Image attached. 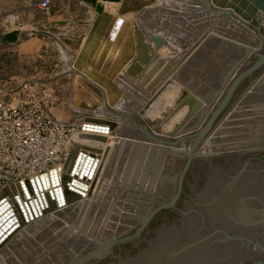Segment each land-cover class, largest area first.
Segmentation results:
<instances>
[{"label": "rangeland", "instance_id": "rangeland-1", "mask_svg": "<svg viewBox=\"0 0 264 264\" xmlns=\"http://www.w3.org/2000/svg\"><path fill=\"white\" fill-rule=\"evenodd\" d=\"M198 1L199 3L204 2L203 0H155L149 4L152 5L151 9H183L186 4L190 6L192 2L193 9H201L200 7L203 5H200ZM165 2L167 3L163 4ZM70 6L71 9H79L73 2ZM117 6L118 4L114 3L107 7L116 9ZM0 9H8V7L0 6ZM18 9L21 12L26 10L30 13H27L28 15L23 18L20 17L13 26L14 29L20 31L19 39L14 43L4 42V33L9 32L10 28L0 29L1 96H8L26 81L45 85L57 73L63 72L65 60L70 56L67 49L64 53L61 48L63 44L54 36L49 38V54L45 55V45L30 54L20 53L17 50L19 45L31 38H44L43 43H45V18L47 15L27 8L20 0H18ZM52 9H58V7ZM121 18L128 20L123 16ZM199 18L200 16L195 13V20ZM234 20L236 19L233 17H226L225 30L229 35L220 34L226 40L223 45L222 41L215 45L217 42L215 38L205 39L201 53L203 54L202 62L198 61V55H201L199 49L203 46L201 47L199 41L200 31L197 26L194 28L193 37L195 47L190 54L187 53L185 45L182 47L167 44L163 45L161 49H156L155 51L163 57L164 61L169 62L172 59L171 68L177 67L176 71L173 70L169 73L171 75H166L154 85L153 82L156 81L157 77L154 72H151L152 74L145 78L146 80L137 77L145 84L146 88L139 95L133 92L124 94V98L120 101L128 100V104H125L127 109L124 112L117 110L122 104L120 102L115 105L117 106V109H114L116 112L110 110L106 113V111H102L101 115L110 114L112 118L117 117L119 120V126L111 135L113 141L115 137L116 139L117 137L122 140L123 138L127 139L123 142L119 141L120 145L112 150L114 162L111 166L112 174L110 173V178L108 177L109 180L114 179L113 185L116 186L114 190L117 188L116 192L119 189L117 191L119 195L117 192L116 194L109 192L101 201L92 202L90 206L85 208L81 207L80 211L79 209L76 212L66 210L63 214L61 213L62 215H53L50 233L60 235L62 243L57 244V248L56 244L55 246L51 243V245L46 244L45 250L47 252L49 249L53 250L55 255L57 253L62 254L64 256L62 264H74L110 241H117L133 235L159 207L137 234L115 242L102 257L88 264H128V261L132 264H139L137 263L138 260L141 261V264H145L150 256L151 242L154 239L157 241V234H161L162 228H166V225L174 228L175 243L171 253L162 249L161 264H252L253 260L264 257V197L258 198L254 205L249 202V199L241 198L239 202L244 208H237L232 214H225L220 220L206 216V206L202 200V194L210 182L209 177L216 169L222 171V175L226 178V185H233L239 173L248 174L254 169L256 175L264 181V156L262 157V153L253 160L251 159L254 154L252 150L256 149L255 147H233L237 142L249 141L250 136L255 133L260 132L261 136H259L263 138L264 64L237 84L229 103L218 115L212 129L205 136V141L201 143L202 149L199 148L195 151L197 156L189 165L178 192L181 173L188 159L187 154L191 150V143L186 144L182 138L191 136L194 140L201 131L207 128L212 115L230 93L237 77L264 55V40L258 32L250 26H242L240 31L239 28H236L237 24L235 27L232 26L233 23H229V21ZM128 23L130 22L128 21ZM132 26L135 29L137 24ZM53 31L56 32V29L51 30V32ZM239 35H241L242 41L238 40ZM232 42L237 44L234 46ZM67 54H69L68 57ZM191 60L194 61V68L192 69L188 67ZM178 61L179 65H177ZM202 63L203 69L202 67L198 70L195 69ZM155 64H151L148 70H152V66ZM190 75L196 76L197 79L191 80ZM170 78L173 80L171 84L169 83ZM188 80L190 87L192 89L194 87L197 92L190 90L191 88L185 85ZM162 85H165L163 89ZM184 91L192 92L201 98L206 103L207 108L190 118L188 122H184L182 128L172 134L176 125L182 123L190 108V104L181 106L179 103ZM96 101L102 105L101 100L96 98ZM238 112H242L244 115L236 116L235 114ZM256 125L259 128L252 129ZM221 126L225 131L224 133L220 131ZM218 134L228 140L212 142L211 138ZM166 135H170L171 139H168ZM223 143L230 144L226 145L225 148H212L213 145L216 147V145ZM208 147L210 148L208 149ZM261 147L264 146H259L258 150ZM233 152L235 155H230ZM203 154L210 157L205 158ZM201 155L204 157H200ZM137 158L139 159L137 160ZM130 159H133L135 163L132 164V167L130 165L127 167ZM219 162V165L216 164ZM127 168L128 176L125 182L122 183L121 179L115 180L114 175L116 173L119 176L123 175ZM99 177H101L100 174ZM135 187L141 188L136 190ZM228 188L230 187L221 188V192L227 193ZM257 193L261 192L258 190ZM113 197L116 198V202H119L113 206L116 210L114 221L121 223L122 227L120 228L122 229L114 228L115 230H112L114 235L103 238L104 240L100 244L90 243L78 237L74 239L70 237L72 235L71 228L74 230L79 225L83 224L84 226L86 222L92 221L90 219L97 220V224H100L110 205H112L110 201ZM122 197L124 198L121 199ZM169 203L171 204L163 206ZM117 207L122 208L119 210ZM193 219L194 222L191 221ZM38 228L37 225L31 230H25L27 231L25 234L44 236L47 233V231ZM97 232L98 230L95 231V233ZM83 233L85 232L82 231ZM23 235L21 237H24ZM45 240L44 237L43 241ZM33 248L35 249L34 246ZM48 264H55L53 257L50 258Z\"/></svg>", "mask_w": 264, "mask_h": 264}, {"label": "water", "instance_id": "water-1", "mask_svg": "<svg viewBox=\"0 0 264 264\" xmlns=\"http://www.w3.org/2000/svg\"><path fill=\"white\" fill-rule=\"evenodd\" d=\"M81 1L85 5L91 6L92 9L96 11V15L93 19V24L89 31L87 39L85 40L79 53L72 61L71 69L67 71V74L81 75V78H83L89 84V86L92 89H94L95 93L99 94L102 97H106L105 94L107 93L109 97L107 98V102L104 105L105 108L104 110L106 111V113L107 111L110 110L116 112L113 109V106L119 103L121 98H124L123 97L124 91L118 87L117 83L115 82V77L113 78L112 73H109L107 75V68L109 65L108 60L110 58V54H111L110 52L111 50H113L109 43L113 41V38L116 36L121 25L122 24L125 25V21L120 16L106 11V2L119 4L120 5L119 14H124L130 11V9H144L145 7L151 4V1H155V0H81ZM203 1L204 2L202 3H199L198 1L200 5H203L202 7H200L201 9H212L220 12L223 16H226L228 18L233 17L242 26L252 27L256 32H258V34L264 40V0H203ZM130 2L133 3V6L129 5ZM19 34H20L19 30H13L11 32H8L3 36V41L8 43H14L19 39ZM152 41L154 43V47L149 42H144L142 44L140 43L139 46L133 44L129 46L126 55L123 57L122 61L120 62L119 70L121 71L123 68L127 66L126 74L133 75L134 77L139 75L138 77L142 78L143 80H146L145 78L150 76V74H152L151 72H154V74H156L157 76L156 81L153 82L154 85L155 83L160 82L161 79H163L166 75H171L169 73L171 70L172 59L169 62H165L163 57H161V55L155 51L156 49H160L163 45L168 44L165 38L161 36H156L153 38ZM137 51L139 53V56L134 59ZM151 64H155V65L152 67V70L150 69L151 70L150 71L148 69ZM263 64H264V55L261 56V58L257 60L247 71H245L243 74L237 77V79L235 80V82L231 87L230 93L228 94L224 102L221 104V106L218 108V110L212 115L211 121L209 122L205 130L201 131L194 140L193 137L191 136L182 138V140L184 139L186 144L191 143L190 145L191 150L190 153L187 154L188 159L181 173L178 192L184 181L189 165L191 164V162L195 160V156H197L195 154V151L201 148L200 146L201 143L205 141V136L212 129L216 118L225 108V106L229 103L237 84L246 76H248L251 72L261 67ZM101 69L102 72L100 73L99 71ZM135 70L136 71L138 70V72L135 73ZM122 77L125 78L129 83H131L134 80V78H128L125 76ZM116 80H120V79H116ZM169 80H170L169 83L171 84L172 81L171 79ZM113 92H115L114 95ZM179 103L181 106L185 104H190V108H189V112L185 116L182 123L176 125L172 134L176 133L180 128H182L184 122H188L190 118L196 116L197 113L207 108L206 103L201 98L197 97L196 95H194L192 92L189 91L182 92V95L179 99ZM92 111L93 110H90L86 115L84 120L86 122L83 125V128H80V131L77 132V135L81 137H89V138L105 141L107 138L101 135L100 132L101 129H104L102 125L107 127L109 126L111 128V131L113 132L115 128L119 126L120 124L119 120L117 117L112 118L110 114H106V116H103L101 114L98 115V113H92ZM142 113L144 112L142 111ZM221 130H222V126L220 131ZM74 140H75V145L71 150L69 159L71 160L76 158V160L74 163L72 162V164L69 165L68 173L64 177L63 186L59 185L54 169L50 171V173L52 174L51 183L54 185L55 189L50 190V193L47 194L46 196L43 195L45 199L46 208H49V202L52 206H55L54 192L58 195L57 199L61 206H65V204L67 203L64 198L63 190H65L67 199L69 201L77 200V198L84 195L83 190L86 188V186L83 185V182H81L80 179L83 180L84 177L92 178L93 175L92 172L94 168L93 166L95 165V162L97 161L98 158H96V154L92 152L88 147L81 146L77 142L75 137ZM211 141L219 142V139H217V137H212ZM247 146L255 147L256 149H258L259 146H264V140L239 143L234 145L233 147L240 148ZM216 148L217 147H214V149ZM262 148L264 147H261L260 149ZM234 153L235 152L230 153V155H233ZM216 164L219 165L220 162ZM46 174L47 173H44L40 176H36L34 178L28 179L27 181H24L17 185L0 187V245L17 228L22 226L25 221H28L26 211L23 205L21 204L20 198H24V193L27 194L28 199L31 198L30 193L32 196L33 195L39 196L38 188L42 189V187H49L51 183L48 178L46 177L44 178ZM7 201H9L10 204L14 205L12 207L13 208L12 211L8 209V205L6 203ZM36 201L38 208L42 207L43 210H45V206L41 203L40 196H39V200ZM170 204L171 203L163 206H167ZM32 205H33L32 200H30L28 203V207L30 211H33ZM157 210L153 213V215L157 212ZM143 226L131 236L137 234L143 228ZM131 236L122 238L117 241H110L105 245L101 246L100 248L96 249L95 251L91 252L90 254L84 256L74 264H88L94 262L100 257H102L115 242L124 240ZM252 264H264V257L253 260Z\"/></svg>", "mask_w": 264, "mask_h": 264}, {"label": "crops", "instance_id": "crops-1", "mask_svg": "<svg viewBox=\"0 0 264 264\" xmlns=\"http://www.w3.org/2000/svg\"><path fill=\"white\" fill-rule=\"evenodd\" d=\"M72 2L76 4L79 9H71L70 5ZM166 3L167 2L163 4ZM22 4L27 8H30L23 2ZM129 5L133 6V3L130 2ZM0 6L8 7V9H0V29L10 28L9 32L18 30L14 29L13 26H15L20 17L23 18L25 15L27 16L29 11H19L18 0H0ZM151 6L148 5L144 9H130V11L124 14H119V4L116 9H109L106 5V11L128 19H124L125 25H121L116 36L113 38V41L109 43L113 50L110 52L111 54L108 60L109 65L107 68V75L112 73L113 78L115 77V82L118 87L124 91V94L133 92L136 95H139L140 93H143L146 88L145 84L137 78L139 75L134 77L133 75L126 74L127 66L121 71L119 70L120 62L126 55L128 47L132 44L139 46L140 43L150 42L154 45L152 41L153 38L161 36L167 40L168 45H179L182 47L185 45L187 53L190 54L194 51V28L197 26L200 31L199 41L201 47L203 46L199 49V54H201L203 52V43L205 42V39L215 38L217 40L215 45H217L219 41H222L223 45V42L226 40L225 38H222L220 34L229 35L225 30V25L227 23L226 16H223L218 11L212 9H193L192 2L190 6L186 4L183 9H151ZM55 7H58V9H52ZM154 7L156 8V6ZM39 12L46 13L47 15V18H45V43H43L44 38L34 37L27 40L25 43H21L17 50L23 54H30L45 45V55H47L50 51L49 38L51 36L56 37L63 44L61 48L64 53H66L67 49L70 56L68 57L69 54L66 55L68 58L65 60L66 62L63 72L57 73L51 78V80L47 81L45 85L50 86L58 97L56 105L51 108L52 114L64 124L77 127L78 130H80V126L90 110H93L92 113H98V115H100L102 111L105 112L104 105L109 97L107 93L105 94L106 97H102L95 93L94 89H92L89 84L81 78V75L67 74V71L71 69L72 61L87 39L96 11L92 9L91 6L85 5L81 0H55L48 11ZM195 13L200 16L197 20H195ZM128 21L131 23V26ZM234 21H229V23H233L235 27L237 26L236 28L242 30V25L237 22V20ZM133 24H137L135 29L134 26H132ZM53 29H56V32H51ZM6 33H4V35ZM240 36L241 35L238 36V40L242 41ZM232 44L235 46L237 43L232 42ZM138 56L139 53L137 51L134 59ZM190 56L192 57V54ZM198 56V61L202 62L203 54ZM193 64L194 61L191 60L188 67L191 69L194 68ZM177 65H179V61ZM201 67L203 69V63L199 64V67H195V69L198 70ZM176 68L177 67L171 68L170 72ZM99 72L101 73L102 69ZM136 72H138V70H135V73ZM122 76L134 78V80L129 83ZM190 79L196 80L197 77L191 75ZM189 83L190 81L188 80L185 82V85L190 87ZM190 90L197 92L196 89L194 90V87ZM114 94L115 92H113V95ZM96 98L101 100L100 102H102V105L96 101ZM120 103H122L120 108L117 109V106H115L113 109L124 112L125 109H127L125 104H128V100Z\"/></svg>", "mask_w": 264, "mask_h": 264}, {"label": "bare ground", "instance_id": "bare-ground-1", "mask_svg": "<svg viewBox=\"0 0 264 264\" xmlns=\"http://www.w3.org/2000/svg\"><path fill=\"white\" fill-rule=\"evenodd\" d=\"M106 3H107V6H111L112 4H114V3H109V2H106ZM232 26H233V24H232ZM232 36H233V34H232ZM240 38H241V36H240ZM162 48H163V46H162ZM232 55H233V53H232ZM171 81H173V80H171ZM148 83H150V82H148ZM163 86L164 85H162V88H163ZM171 87H172V85H171ZM158 91H161V90H158ZM162 92H163V90H162ZM169 93H171V92L169 91ZM156 94H158V93H156ZM185 114H186V110H185ZM235 115L236 116H241V115H244V113L238 112ZM85 122L86 121H84L81 124L80 128H83V125L85 124ZM89 124H92V123H89ZM102 127L104 129H101L100 132H101V135H103V136H105L107 138L105 141H102V140H99V139H94V138H89V137H81V136L77 135V132H74V137L77 140V142L81 146L88 147L92 152H94L96 154V158H98L97 161L95 162V165L93 166L94 168H93V172H92V174H93L92 178L84 177L83 180L80 179V181L83 182V185L86 186V188L83 190L84 195H82L79 198H77V200H75L74 202H71V200L69 201L67 199L65 190H63L64 198H65V201L67 202L65 204V206H66L65 207V206H61L59 204L58 199H57L58 195L54 192L55 206H52L50 204V202H49V208H46L45 199H44L43 195L46 196L47 194L50 193V190H54L55 189L54 185L51 183L52 174L50 173L51 169H49L47 171V174L44 176V178L46 177V178H48L50 180V183H51L50 186L49 187H42V189L38 188V193H39V196H40V199H41V203L45 206V210H43L42 207L38 208L37 201H36V200H39V196L38 195H33L32 196L31 193H30L31 198L28 199L27 194L24 193V198H20V201H21V204L23 205V207H24V209L26 211V214H27V217H28V221H25L23 223V225H22L24 227L20 226L19 228H17L0 245V264H45V262H47V264H48L51 257H53V260L55 261V264H62V260L64 259V256L62 254H58L57 253V255H55V253H54L55 251L52 252L53 250L51 251L49 249V252H47L45 250V248H46L45 245L46 244L47 245L48 244L49 245L52 244L54 246L56 244V248H57V244H61L62 243L61 240H60V235L55 234V233H50L51 232L50 231V229H51L50 227L52 225L51 221L53 219L52 218L53 215H60L61 213L63 214L66 210L67 211L76 212L79 209V211H80L81 207L82 208L83 207L84 208L88 207V206H90L92 204V202L96 203L95 201H97V202L101 201V199H103L104 196L106 197L109 194V192L112 193V194L113 193L116 194V192L119 190L118 189L115 192V190L117 189L116 188L114 190V188L116 186L113 185V183H115V181H114V179L113 180L112 179L109 180L110 173L112 174L111 166L113 165V162H114V160H113L114 155L112 156V150L117 145L118 146L120 145L119 141L123 142V141H126L127 139L125 140L123 138V140H122L121 138L117 137V139H116V137H115L114 141H113V139L111 138V135H112L111 128L109 126L107 127V126H104V125H102ZM258 128H259V126H257V125L252 127V129H258ZM89 132H91V131H89ZM221 132L224 133L225 132L224 129H222ZM92 133H94V132H92ZM150 133H152V132H150ZM152 134L154 135L155 133H152ZM260 134L261 133L259 132V133H255L253 136H250L251 138H250L249 141L253 142V141H256V140H263V139H260V136H261ZM155 135H157V134H155ZM216 137H217V139H219V141H222L223 139H225V141L228 140L226 137H222L219 134ZM167 138L171 139V136L169 135V136H167ZM239 140H240V137H239ZM249 141H247V142H249ZM134 143L136 144V142H134ZM238 143H241V142H237L236 144H238ZM229 144L230 143H223V144H220V145H216V147H217L216 149L225 148V146L229 145ZM214 146L215 145L212 146L213 149H214ZM209 148L210 147H208V149ZM262 149H264V148H262ZM170 150H172V148H170ZM255 150L256 149L252 150V152H255ZM203 155H201L200 157H204L205 156V155L204 156ZM206 157H210V156H205V158ZM138 159L139 158H137V160ZM75 160H76V158L75 159H71V160L69 159L68 163L64 167L62 166V167H58V168L54 169V171L56 173L55 175L57 176V181L59 182V185L63 186L64 177L68 173L69 165H71L72 162L74 163ZM134 163H135L134 160L130 159L128 161V166L127 167H129V165H130V167H132V164H134ZM137 164L139 165V162ZM237 170H239V169H237ZM114 171H115V169H114ZM99 174H100L101 177H99ZM116 174L115 175L113 174L116 177L115 180L121 179L122 183H123V182H125V179L128 176V168L126 169V172H124L123 175L119 176L118 174L117 175ZM38 176H40V175H38ZM209 178H210L209 179L210 180L209 185L205 189V191L203 192L204 194H202L203 195L202 196V200L204 201V202L203 201L202 202L206 206V208H205L206 216L215 217L214 218L215 220H220L221 218L224 217L225 214H232L237 208H244L243 206L240 205V202H239V200L241 198L249 199V202L254 205L258 198L264 197V183H263L264 181L261 179V177H258L256 175V170L255 169L252 170L251 172H249L248 174L239 173L237 178H236V182H234L233 185H231V184H227L226 185L225 184V180H226L225 176L222 175V171H219L217 169L211 174V176ZM136 181H134V183H136ZM225 187H230V188H228L229 191H227V193L221 192V188H225ZM138 188H141V187H138ZM138 188H136V190ZM258 190L261 193H257ZM135 193H136V191H135ZM118 195H119V193H118ZM35 197H36V200H35ZM119 197H121V196H119ZM123 198L124 197H122L121 199H123ZM138 198H140V196ZM115 199L116 198L113 197V199L110 201V203H112V205H110V208L108 209V211L106 213V216L102 219L100 224H97V220L90 219L92 221L91 222H86L84 224V226H83V224L79 225L74 230H72V228H71L72 235L70 237L73 238V239L78 237V238L87 240L90 243H97V244H100L102 242V240H104L103 238H106V237L108 238L109 236L112 237V235H114V233H113L114 231H112V230L114 228L118 229V228L122 227L121 223H116L114 221V219H116L115 218L116 217V212H115L116 210H115V208L113 206L116 203L117 204L119 203L118 201L116 202ZM30 200H32V203H33V205H32L33 211H30V209L28 207V203H29ZM104 201H105V199H104ZM128 201H130V200H128ZM211 201H213V202L211 203ZM6 203L8 205V209L10 211H12V209H13L12 207L14 205L10 204L9 201H7ZM210 204H211V207H210ZM106 205H109V204H106ZM104 208H106V207H104ZM119 208H122V207H119ZM119 210H121V209H119ZM36 213H37V215H36ZM122 213H123V211H122ZM209 219H211V218H209ZM191 221L194 222L195 220L193 219ZM37 225L39 227L38 229H43L45 232L47 231V233L44 236H42V235L38 236V235H34V234H25V232H27L25 230H31V228H33V227H35ZM120 229H122V228H120ZM88 230H90V232H87ZM96 230H98L97 233H95ZM59 231H58V233H59ZM82 231L85 232V233L82 234ZM173 232H174V228H172L170 226L166 225V228L165 227L162 228L161 234L160 233L157 234V237H158V238H156L157 241L154 239L151 242L150 253H149L150 256H149L148 261H146L145 264H161V262H162L161 255L163 256L162 249H165V252H170V251L173 252V246H174V243H175V237L173 236ZM21 234L22 235L24 234L23 235L24 237H21L22 236ZM44 237L46 238L45 241H43ZM17 238H19V239H17ZM33 246L35 247V249L33 248ZM59 246H58V249H59ZM137 263L141 264V261L138 260ZM128 264H132V263H130V261H128Z\"/></svg>", "mask_w": 264, "mask_h": 264}, {"label": "built area", "instance_id": "built-area-1", "mask_svg": "<svg viewBox=\"0 0 264 264\" xmlns=\"http://www.w3.org/2000/svg\"><path fill=\"white\" fill-rule=\"evenodd\" d=\"M21 1L39 11H48L55 2ZM57 101L51 87L29 81L8 96L0 95V187L17 185L68 163L74 132L80 130L52 114Z\"/></svg>", "mask_w": 264, "mask_h": 264}, {"label": "flooded vegetation", "instance_id": "flooded-vegetation-1", "mask_svg": "<svg viewBox=\"0 0 264 264\" xmlns=\"http://www.w3.org/2000/svg\"><path fill=\"white\" fill-rule=\"evenodd\" d=\"M263 135V134H262ZM260 139H263L264 140V135H263V138H260ZM254 154H253V157H251V159H253L254 160V158H256L257 159V156L259 155V154H261L262 153V157L264 156V149H260V150H258V149H256L255 150V152H253Z\"/></svg>", "mask_w": 264, "mask_h": 264}]
</instances>
